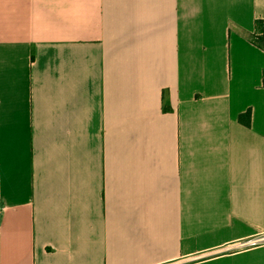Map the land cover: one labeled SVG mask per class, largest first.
I'll return each mask as SVG.
<instances>
[{"label":"crops","instance_id":"crops-1","mask_svg":"<svg viewBox=\"0 0 264 264\" xmlns=\"http://www.w3.org/2000/svg\"><path fill=\"white\" fill-rule=\"evenodd\" d=\"M257 20L264 0H0V264H264L230 249L264 232Z\"/></svg>","mask_w":264,"mask_h":264},{"label":"built area","instance_id":"built-area-1","mask_svg":"<svg viewBox=\"0 0 264 264\" xmlns=\"http://www.w3.org/2000/svg\"><path fill=\"white\" fill-rule=\"evenodd\" d=\"M1 210L2 209L0 208V213ZM262 246H264V232H258L248 238L235 242L234 244H232L230 249L235 248L238 250H245V249L257 248Z\"/></svg>","mask_w":264,"mask_h":264},{"label":"trees","instance_id":"trees-1","mask_svg":"<svg viewBox=\"0 0 264 264\" xmlns=\"http://www.w3.org/2000/svg\"><path fill=\"white\" fill-rule=\"evenodd\" d=\"M257 25L258 27L260 28V30L262 31V34L259 35V36H254L252 41L253 43L260 47L261 49L264 50V23L260 20H257ZM165 110H168L167 107H165ZM240 121L242 122H246L247 124H249V121H250V113L248 112L247 114L245 115H242L240 117Z\"/></svg>","mask_w":264,"mask_h":264}]
</instances>
